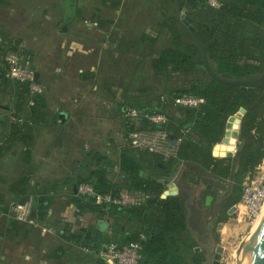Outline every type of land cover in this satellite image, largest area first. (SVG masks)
I'll return each mask as SVG.
<instances>
[{
  "label": "crops",
  "instance_id": "1",
  "mask_svg": "<svg viewBox=\"0 0 264 264\" xmlns=\"http://www.w3.org/2000/svg\"><path fill=\"white\" fill-rule=\"evenodd\" d=\"M180 2L193 23L211 24L206 4ZM172 6V0H0V28L44 87L39 106L22 109L25 115L35 112L28 161V147L12 138L8 115L15 101L0 93V264H100L102 242L123 243L142 226L140 219L129 220L125 211L109 206L146 205L148 197L130 188L128 170L155 181L164 177L153 169L152 158L129 145L127 113L141 112L134 107L149 106L205 78L201 69L161 74L153 67L157 52L173 44L169 29L161 26L174 15ZM169 113L184 116L179 107ZM102 166L122 202L93 211L76 188L80 178ZM177 174L179 185L193 193L204 179H216L189 161L180 164ZM23 179L27 193H12L10 186ZM164 186L162 199L176 191ZM42 188L53 198L47 210L39 207L46 194ZM26 198L34 201L35 224L15 217V204Z\"/></svg>",
  "mask_w": 264,
  "mask_h": 264
},
{
  "label": "trees",
  "instance_id": "2",
  "mask_svg": "<svg viewBox=\"0 0 264 264\" xmlns=\"http://www.w3.org/2000/svg\"><path fill=\"white\" fill-rule=\"evenodd\" d=\"M200 1L208 5L206 0ZM223 1L224 5L220 9H214L216 14L210 20L214 25L196 23L195 33L205 45L209 59L218 72L237 78L245 77L252 72L258 73L260 70L257 69L246 70L242 61L255 58L264 62V37L241 35L232 20L245 21L264 28V11L252 9L248 0ZM221 24L225 26L221 27ZM161 26L169 29L173 44L157 52L153 61L154 69L161 74L194 73L200 69L205 71L198 48L195 44L184 41V32L177 25L174 16L166 17ZM24 91L25 89L20 91V99L14 106L19 112L25 101ZM257 91L258 89L242 90L238 86L224 84L211 77L196 78L188 87L173 91L167 100L159 98L149 106L134 107L141 110L142 126L154 125L149 121L147 114L166 113L167 121L160 127L168 131L172 136V142L180 140L176 155L167 161H164L160 154L143 151L154 161L153 169L165 176L171 173L178 163L189 161L200 164L214 177L229 180L235 165L233 158L225 157L224 152L236 150V134L239 131L240 118L238 117L232 123V130L228 128L225 135L226 124L229 117L236 114L240 108L248 109L256 101ZM182 96L202 97L205 102L198 107L175 105L174 99ZM40 103L38 99L34 108H37ZM173 107L182 109L184 116L178 119L171 116L169 111ZM31 114L35 117V112ZM127 126L128 131H131L138 125L128 122ZM244 134L247 141L239 153L241 169L237 174L234 192L228 200L226 210L240 202L244 179L248 172L253 171L264 159V98L247 115ZM12 138L21 140L28 147L25 152L26 161H28L33 134L22 132L19 125L12 123ZM212 152L215 156L224 158L214 157ZM127 172L130 174L127 179L130 188L148 197L146 205L144 207L132 205L127 208L113 204L109 206L119 212L125 211L129 220L140 219L142 226L130 233L126 241L122 243L139 240L140 233L147 236L146 240L141 241V259L137 264H201L205 253L195 251L198 242L187 228L186 209L182 196L169 195L162 199L164 184L151 177L140 176L136 169ZM107 173L106 167H98L91 172L89 178H80L78 184L89 182L98 194L117 195L115 184L108 179ZM27 183V179L17 181L10 186L9 190L18 195H25ZM42 190L46 192V189L42 188ZM81 200L86 208L93 211L100 210L104 204H97L96 198L89 195H82ZM3 202L4 196L1 195L0 204ZM52 202L53 198L46 192L39 199V207L47 210ZM224 216L222 215L219 221ZM182 236L187 238L183 239ZM99 263L104 262L99 260Z\"/></svg>",
  "mask_w": 264,
  "mask_h": 264
},
{
  "label": "built area",
  "instance_id": "3",
  "mask_svg": "<svg viewBox=\"0 0 264 264\" xmlns=\"http://www.w3.org/2000/svg\"><path fill=\"white\" fill-rule=\"evenodd\" d=\"M208 6L213 9H220L224 5L223 0H206ZM25 89V101L23 108L33 109L37 105L38 99L44 93L43 85L35 79V71L23 64V56L17 50L12 38L8 33L0 28V93L10 95L16 102L20 99V91ZM161 100H167V95H161ZM205 102L202 97L182 96L174 99V104L178 106L198 107ZM17 111L15 108L9 113L8 117L14 124L20 126V130L25 133L33 134L35 117L25 115ZM141 112L131 110L127 113L130 123L135 121L138 126L134 130L129 131V145L137 150L149 151L162 155L163 160L167 161L175 156L180 140L171 141L172 136L168 131L162 129L161 124L166 123L167 114H147L151 126H142ZM133 123V122H132ZM134 124V123H133ZM31 130V132H29ZM78 192L81 195L94 196L97 204L114 203L120 204L122 201L119 197L112 193L98 194L94 190L92 184L83 182L78 186ZM264 206V159L256 167L253 175L249 173L243 183V192L240 202L232 207L234 213L245 219L251 226L258 220ZM14 214L17 220L35 224L34 201L32 198L18 202L14 206ZM48 227H42V232H47ZM144 233L139 234V240L130 241L126 244L118 240L104 241L97 250L100 260L106 264H137L141 259L142 244L141 241L146 240Z\"/></svg>",
  "mask_w": 264,
  "mask_h": 264
},
{
  "label": "water",
  "instance_id": "4",
  "mask_svg": "<svg viewBox=\"0 0 264 264\" xmlns=\"http://www.w3.org/2000/svg\"><path fill=\"white\" fill-rule=\"evenodd\" d=\"M173 8H174V18L177 25L182 29L184 34L191 40L193 44L199 50L200 59L203 64V68L205 72L209 75V77L215 79L218 82L238 86L242 90H256L262 89L263 92H257L258 98L256 101L248 108H240V110L229 117L227 124H226V133L227 134V127L229 125V121L233 119L235 116L240 118V126H239V135L241 137V144L237 146L235 152L231 155L225 157H232L234 160L235 169L232 171L229 177V189L228 194L224 197L219 198L217 201H222L230 197L234 192V186L236 183V177L238 172L241 169V159L239 157V153L243 150L244 146L246 145L247 137L244 134V123L247 115L255 109L258 105L259 101L264 98V70L255 75H249L242 78L232 77L228 75H224L213 66L211 63L206 47L201 41V39L196 35L195 30L196 28L193 26L192 22L193 19L187 12L182 8L180 0H172ZM35 79L38 80V74L35 73ZM238 134V132H237ZM236 134V136H237ZM188 161L181 162L186 164ZM181 163L175 165L171 171L170 175H166L158 179V181L164 185H168L170 187H176V191L173 192V195L181 194L182 192H186L188 195L187 202H184V206L186 209V218H187V228L189 232L193 235V237L198 242V246L195 248L196 251H204L205 257L201 264H213L214 259L217 256V253L221 251L222 247L219 246L218 241L216 240L214 233L210 227L211 221H216L217 216L215 210H211V215L204 219L205 222V229L208 235V241L210 245L201 243L198 241V233L197 231L191 227L189 220L191 216V208L188 203H193L195 195L194 193L185 187L179 185V177L177 174V169ZM78 189L76 188V191ZM213 200V196L208 195L205 200V206H210ZM234 209L232 208L231 211ZM264 238V206L261 211V214L256 221V223L251 227L248 231L246 236L242 239L239 244V247L236 252V260L237 264H256V256H257V248L258 243L261 239Z\"/></svg>",
  "mask_w": 264,
  "mask_h": 264
},
{
  "label": "rangeland",
  "instance_id": "5",
  "mask_svg": "<svg viewBox=\"0 0 264 264\" xmlns=\"http://www.w3.org/2000/svg\"><path fill=\"white\" fill-rule=\"evenodd\" d=\"M261 3L262 0H255L250 7L252 9H262L264 11V1L263 4ZM172 8L173 6L169 8L170 10L169 12L173 10ZM207 9L208 11L206 13L211 15L210 18L211 20L215 16L216 10H214L208 5H207ZM232 21H233L232 23L237 27L241 35H246L249 37L260 35L264 37V28L258 27L253 23H248L245 21H240V20L239 21L232 20ZM192 24L195 27V23L192 22ZM212 25L214 24L211 23V26ZM220 26L224 27L225 25L221 24ZM183 38L186 43H192L191 40L185 34L183 35ZM242 64L245 67V69L248 71L250 69L261 70L264 68V62L255 58L244 59L242 61ZM201 71H203L204 77L208 79L209 76L207 75V73L204 70ZM240 144H241V137L238 131L236 138V147L239 146ZM255 171L256 168L253 171L248 172V174L251 173V175H253ZM203 182L204 185L209 183L212 184L217 189H220L221 190V193H219L220 196L226 195L228 193L229 180L219 179V181H217L216 179L206 178L204 179ZM202 187H197L195 189V193L198 192L199 189H201ZM199 226L203 228L202 223H200ZM251 227L252 226L245 219H243L238 214L233 213V211L227 213L221 221L217 223H212L211 228L214 230L215 238L218 241L219 246L222 247L221 251L217 253V256L214 259L213 264H237V260H236L237 249L239 247L240 242L246 236V234L251 229ZM200 235H201L200 241L203 242L204 232L203 233L201 232Z\"/></svg>",
  "mask_w": 264,
  "mask_h": 264
},
{
  "label": "flooded vegetation",
  "instance_id": "6",
  "mask_svg": "<svg viewBox=\"0 0 264 264\" xmlns=\"http://www.w3.org/2000/svg\"><path fill=\"white\" fill-rule=\"evenodd\" d=\"M263 70H264V68L261 69L258 73L262 72ZM258 73L252 72V73H248L246 76H249V75L251 76V75L258 74ZM257 92L262 93L263 90L262 89H258ZM215 178H216L217 181H219V178H217V177H215ZM182 193L184 195V198H183L184 202H187V198H188L187 193L186 192H182ZM194 193H195V190H194ZM219 193H221L220 189H217L212 184L207 183L201 189H199L198 192H196L195 198H194V202L193 203H188L190 205V208H191V216H190L189 223H190L191 227H193L197 231V233H198V241L199 242H201L200 241V237H201L200 233L204 232V238H203L204 241L201 242V243H204V244H207V245H210V242L208 241V235L206 233L204 219L211 215V210L212 209L215 210V213H216V216H217V220L210 222V227H211L212 223L219 222V219L221 218L222 215H226L227 213L231 212V209L234 206V205H232L230 208H228L226 210V205H227L228 200H229L230 197H228L227 199L222 200V201H217L219 198L224 197V196H226L228 194L227 193L226 195L220 196ZM208 195L213 196V200H212L210 206H205V200H206V197ZM233 213H234V211H233ZM200 223H202L203 228H201L199 226ZM212 231L214 233L213 229H212Z\"/></svg>",
  "mask_w": 264,
  "mask_h": 264
},
{
  "label": "bare ground",
  "instance_id": "7",
  "mask_svg": "<svg viewBox=\"0 0 264 264\" xmlns=\"http://www.w3.org/2000/svg\"><path fill=\"white\" fill-rule=\"evenodd\" d=\"M233 151H225L224 156L233 154ZM256 264H264V238L258 243Z\"/></svg>",
  "mask_w": 264,
  "mask_h": 264
}]
</instances>
